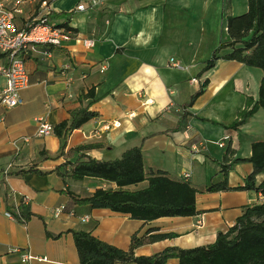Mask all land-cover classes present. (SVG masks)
Returning <instances> with one entry per match:
<instances>
[{"label":"crops","instance_id":"0c3cea01","mask_svg":"<svg viewBox=\"0 0 264 264\" xmlns=\"http://www.w3.org/2000/svg\"><path fill=\"white\" fill-rule=\"evenodd\" d=\"M43 1L52 11V23L67 21L95 44L86 48L82 41L71 39L61 46L28 50L30 84L20 93L23 102L14 107L0 104V264H80L73 235L79 230L91 231L124 250L136 233L147 237L176 233L146 242L135 249L137 255H153L169 246L207 245L234 226L246 206L263 202L261 191L240 187L254 171L253 163L246 160L253 142L264 141V108L238 129L226 127L252 107L249 99H258L263 71L220 58L200 73L214 49L230 40L228 16L245 13L248 0H99L85 11L75 9L81 0H25L17 25L33 22ZM0 64H6L2 53ZM206 79L204 92L189 105ZM5 82L0 75V88ZM92 87L95 100L90 108L98 114L70 132L63 152L55 133L37 134L38 117L53 125L69 120L72 111L88 104L90 99L81 101V97ZM131 111L136 115L126 118ZM112 119H121V126L94 135ZM91 143L100 146L76 149ZM139 145L149 174L163 170L197 189L195 215L144 221L108 208L72 203L68 189L85 197L102 184L113 188L116 184L92 177L64 180L58 166L82 154L117 158ZM221 162L231 164L230 188L208 190L224 179ZM31 167L36 170L27 171ZM263 180L264 172L256 176V184ZM147 185L144 180L129 187ZM25 197L29 201L23 206L30 218L21 222L8 216L6 212L19 207ZM62 205L56 216L55 209ZM86 215L89 218L83 221ZM16 247L47 260L24 261L22 252L13 250ZM167 264L179 260L171 258Z\"/></svg>","mask_w":264,"mask_h":264},{"label":"trees","instance_id":"16d2710c","mask_svg":"<svg viewBox=\"0 0 264 264\" xmlns=\"http://www.w3.org/2000/svg\"><path fill=\"white\" fill-rule=\"evenodd\" d=\"M41 9L37 11V15ZM52 11L48 5L45 12L49 19ZM71 12H61L59 15H69ZM56 14V15H58ZM36 15V16H37ZM50 21V19H49ZM50 23H52L50 21ZM54 26L66 27L79 35L67 21L52 23ZM227 30L230 40L221 42L206 61L200 73L213 68L218 59H232L248 66L259 67L263 71L257 100L249 99L252 107L242 111L238 119L228 128L238 129L259 108H264V0H248V10L239 15H229ZM229 48L228 52L221 53ZM208 79L193 94L189 105L201 95ZM90 99L88 104L81 105L71 112L69 120L54 125V133L61 139V150L64 151L68 135L75 128L97 116V111L90 108L95 100V88H90L81 97ZM100 143L79 145L77 150L99 147ZM246 160L254 165V171L247 177L246 184L240 188L256 189L262 192L264 198V180L256 184V176L264 172V141L252 144V154ZM224 179L212 183L208 190L228 189V171L231 164L221 162ZM36 170L33 167L27 171ZM60 176L66 180H83L87 177L115 183L116 187H98L92 195L81 197L68 189L67 193L73 204L89 205L94 208H108L116 212L129 214L134 219L151 221L164 216H191L198 210L196 207L197 189L184 179L171 177L166 171H146L142 146L126 149L120 157L99 159L82 154L76 161H65L56 168ZM26 171V170H24ZM24 171H19L24 172ZM148 180L143 188L131 189L129 186ZM18 221L26 222L31 213L25 206L10 210ZM152 229L150 231H154ZM74 240L78 249L80 264H116L117 262H134L137 264H167L171 258H177L179 264H264V200L259 204L246 206L234 226L225 232H219L216 240L207 245L190 248L169 246L153 255H137L135 249L145 244L176 236V233H153L133 235L130 248L124 250L110 244L91 231H74Z\"/></svg>","mask_w":264,"mask_h":264},{"label":"built area","instance_id":"2783aa9c","mask_svg":"<svg viewBox=\"0 0 264 264\" xmlns=\"http://www.w3.org/2000/svg\"><path fill=\"white\" fill-rule=\"evenodd\" d=\"M25 0H7L0 1V53L5 55L6 64H0V75L5 76V85L0 88V104L5 107H14L23 102L20 93L23 89L30 84L29 72L26 68L25 58L26 53L30 49H35L38 45L47 46H61L66 41L71 39L80 40L83 42L86 48H91L95 44V40L89 37H82L76 35L72 30L66 27L54 26L50 23L46 17L45 12L48 8L47 1H43L40 5L41 11L31 23L24 26L17 25L18 15L24 12L22 5ZM99 0H81L76 5V10L85 11L90 6L98 4ZM49 55L50 52H48ZM174 65L179 66V63L175 62ZM197 81L196 79H192ZM136 113L131 111L125 115L126 118L132 119ZM37 134L45 136L54 133V125L43 117L37 119ZM122 124L121 119H112L102 125H100L95 131L94 135H100L105 130H109L112 127H120ZM226 136L224 139H227ZM224 145V141L219 143ZM189 174H186L188 177ZM29 201L25 197L19 207ZM64 205L55 209V215L59 216L64 209ZM8 216H14L11 211L6 212ZM74 214V211H71ZM15 217V216H14ZM88 215L82 218L83 221L88 220ZM203 222V219H201ZM14 251L21 253V258L24 261L30 260H47L46 256L35 255L28 251H21L16 247Z\"/></svg>","mask_w":264,"mask_h":264},{"label":"rangeland","instance_id":"374dc122","mask_svg":"<svg viewBox=\"0 0 264 264\" xmlns=\"http://www.w3.org/2000/svg\"><path fill=\"white\" fill-rule=\"evenodd\" d=\"M237 14H239V13H237ZM102 187H108V185L107 184H102Z\"/></svg>","mask_w":264,"mask_h":264}]
</instances>
